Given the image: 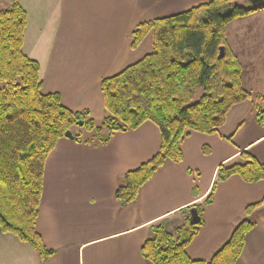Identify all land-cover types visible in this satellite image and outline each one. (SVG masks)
<instances>
[{"label":"crops","instance_id":"1","mask_svg":"<svg viewBox=\"0 0 264 264\" xmlns=\"http://www.w3.org/2000/svg\"><path fill=\"white\" fill-rule=\"evenodd\" d=\"M208 1L18 0L27 15L22 50L39 65L41 94L56 93L64 108L87 111L100 122L108 116L101 80L151 53L152 31L131 48L135 26ZM225 37L252 97L228 111L218 134L188 131L180 145L182 161L160 167L133 202L121 206L114 192L124 173L158 151L160 133L153 123L115 132L104 145L57 140L44 163L36 221V231L54 251L43 264H152L140 251L150 226L162 219L169 229L181 224L186 215L180 210L202 203L218 166L240 161L241 152L264 164V127L255 109L264 111V8L228 23ZM251 205L256 207L244 214ZM243 219L254 226L235 264H264V179L246 183L238 175L215 184L186 255L207 261ZM0 264L41 263L28 244L0 230Z\"/></svg>","mask_w":264,"mask_h":264},{"label":"trees","instance_id":"2","mask_svg":"<svg viewBox=\"0 0 264 264\" xmlns=\"http://www.w3.org/2000/svg\"><path fill=\"white\" fill-rule=\"evenodd\" d=\"M262 8L248 3L243 6L236 0H209L180 13L137 24L130 34L131 48L136 49L152 31L151 53L101 80L108 116L100 122L89 118L87 111L64 108L56 93H40L39 65L22 50L26 12L16 0L0 10L1 232L28 244L41 264L53 255L36 231V221L46 157L68 130L79 132L72 139L77 143L104 145L115 132L135 130L147 121L158 128V151L121 177L114 192L121 206L133 202L142 186L166 162L182 161L180 145L188 131L218 134L228 111L252 97L242 87V67L226 43L225 27ZM221 46L225 53L218 58ZM255 98L262 100L260 95ZM255 109L256 122L264 127V111L259 105ZM83 131L89 134L85 138ZM239 159L218 166L204 201L180 210L186 215L181 224L169 229V221L162 219L150 226V236L140 249L143 258L152 264H235L245 236L254 226L249 219L238 222L207 261L190 259L185 247L203 224L202 208L212 202L216 183L232 175L246 183L264 179V164L246 152H241ZM255 207L248 206L244 214ZM191 209L199 217L196 225L189 223Z\"/></svg>","mask_w":264,"mask_h":264},{"label":"water","instance_id":"3","mask_svg":"<svg viewBox=\"0 0 264 264\" xmlns=\"http://www.w3.org/2000/svg\"><path fill=\"white\" fill-rule=\"evenodd\" d=\"M247 3L251 7L264 6V0H247ZM224 53H225V48H224V46H221L219 48L218 58H222L224 56ZM81 125L82 124L79 123V126H81ZM78 135H79L78 131L72 132L70 130L66 131L65 134H64L65 138H68V139H73L75 136H78ZM198 222H199V217H198V215L196 213V210L195 209H191L190 212H189V223L191 225H196Z\"/></svg>","mask_w":264,"mask_h":264},{"label":"rangeland","instance_id":"4","mask_svg":"<svg viewBox=\"0 0 264 264\" xmlns=\"http://www.w3.org/2000/svg\"><path fill=\"white\" fill-rule=\"evenodd\" d=\"M18 1V0H16ZM247 0H236V2L240 5L246 6L247 5ZM12 0H0V10L8 7L11 4ZM89 134L84 132L82 133V137L85 138L87 137Z\"/></svg>","mask_w":264,"mask_h":264}]
</instances>
